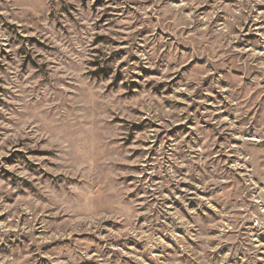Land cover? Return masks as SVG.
<instances>
[{
	"label": "rangeland",
	"instance_id": "rangeland-1",
	"mask_svg": "<svg viewBox=\"0 0 264 264\" xmlns=\"http://www.w3.org/2000/svg\"><path fill=\"white\" fill-rule=\"evenodd\" d=\"M0 264H264V0H0Z\"/></svg>",
	"mask_w": 264,
	"mask_h": 264
}]
</instances>
